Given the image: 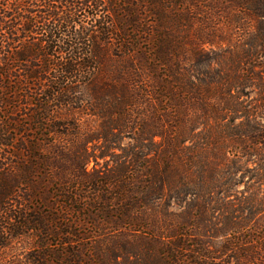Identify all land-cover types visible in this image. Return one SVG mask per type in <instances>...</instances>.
<instances>
[{
	"label": "trees",
	"instance_id": "16d2710c",
	"mask_svg": "<svg viewBox=\"0 0 264 264\" xmlns=\"http://www.w3.org/2000/svg\"><path fill=\"white\" fill-rule=\"evenodd\" d=\"M229 257L264 264V0H0V264Z\"/></svg>",
	"mask_w": 264,
	"mask_h": 264
},
{
	"label": "rangeland",
	"instance_id": "374dc122",
	"mask_svg": "<svg viewBox=\"0 0 264 264\" xmlns=\"http://www.w3.org/2000/svg\"><path fill=\"white\" fill-rule=\"evenodd\" d=\"M119 1V0H117ZM98 17H106L105 12H100L99 14H97ZM90 168V167H89ZM176 211V209H174ZM257 244V243H256ZM31 245H32V241H22V243H17L15 245H12L11 250L5 253H29L31 251ZM258 245V244H257ZM259 246V245H258ZM258 249V248H257ZM258 260V257H253V259H251V263H249V261L246 264H256ZM229 264H236V262L231 259L229 257ZM238 264H240V262H238Z\"/></svg>",
	"mask_w": 264,
	"mask_h": 264
}]
</instances>
